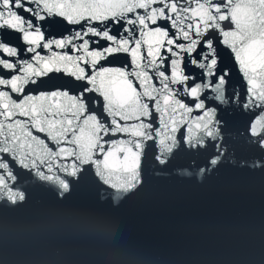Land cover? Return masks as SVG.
Here are the masks:
<instances>
[{
	"label": "water",
	"instance_id": "obj_1",
	"mask_svg": "<svg viewBox=\"0 0 264 264\" xmlns=\"http://www.w3.org/2000/svg\"><path fill=\"white\" fill-rule=\"evenodd\" d=\"M225 56L223 100L180 98L99 138L0 140V264H264V88Z\"/></svg>",
	"mask_w": 264,
	"mask_h": 264
},
{
	"label": "snow or ice",
	"instance_id": "obj_2",
	"mask_svg": "<svg viewBox=\"0 0 264 264\" xmlns=\"http://www.w3.org/2000/svg\"><path fill=\"white\" fill-rule=\"evenodd\" d=\"M226 50L264 88V0H0V140L99 138L180 98L223 100Z\"/></svg>",
	"mask_w": 264,
	"mask_h": 264
}]
</instances>
